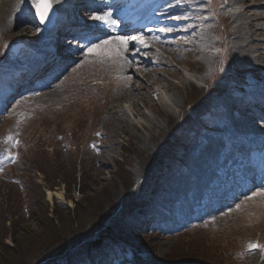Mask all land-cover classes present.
Listing matches in <instances>:
<instances>
[{"label": "rangeland", "instance_id": "rangeland-1", "mask_svg": "<svg viewBox=\"0 0 264 264\" xmlns=\"http://www.w3.org/2000/svg\"><path fill=\"white\" fill-rule=\"evenodd\" d=\"M11 3V0H0L4 21L11 9ZM218 3L217 0H211V7H214L211 11L214 13L209 22H206L210 28L212 43L208 46L195 45L192 49L181 47L176 49V54L162 52L165 56L159 61L161 66L159 69H156L158 66L155 67L156 71H161L171 70L173 65L176 67L178 63L187 64L184 69L187 79H181L183 83L180 82L178 88L169 90V93L175 96L172 100L178 98V105L169 108L165 102L161 103L160 96L150 92L149 98L155 99L148 105L138 106L141 107V116L128 115L127 120L134 123L116 128L112 119L119 113L110 115L109 107L115 104L118 95L130 86L129 82L126 83L127 76L122 77L121 69L110 64L106 56L99 51L87 54L83 63L76 64L58 82H54L52 87L15 103L12 101L1 105L0 101V264H28L31 257H39L36 248L57 243L56 238L48 236L50 233H46V227L40 228L36 225V220H46V207L56 208L61 223L53 227L59 230L61 228L59 233L64 236L76 232V226L82 229H86L89 224L91 226L97 220L98 212L127 206L131 201H136V206L126 213L124 224L136 230L133 235L135 247L139 249L145 262H160L159 257L183 254L197 256L200 262L206 264H264V189H257L250 194H239L235 199L231 196L229 201L230 191L236 195L235 190L231 189V186L228 189L230 191L222 190L220 195L226 206L220 210L207 211L199 218L197 226L189 231H184L181 227L177 218L179 212L173 221H166L165 229L162 228L161 231L155 229V226H149L152 218H149L147 209L155 195L165 187L166 175L163 172L158 178H149L147 183H144L141 171L146 165L150 166L148 164L152 155L162 152L163 149L169 151L170 140L166 134L180 123L181 112L187 110L186 107L206 89L204 81L216 72L219 74L216 70L220 66L233 64L228 66V70L230 74L235 73L234 77L240 76L241 72L237 71L240 65L252 70L248 73L254 77V80L247 83L250 91L248 96L256 93V90H253L256 87H264V60H254L253 55L258 54L257 52H252L248 59L243 58L247 57L244 54L246 43L249 47L253 46L251 38L245 39L246 32L264 39V22L256 20L249 28L244 19L238 21L221 15L223 11L220 8L225 6L219 3V7ZM263 3H256L254 11H259L258 6ZM201 4L204 5L203 1ZM259 7L260 11L263 10L262 6ZM211 11L206 12L210 15ZM221 25L226 33L221 32ZM9 26L0 34V51L11 52L12 47L16 45L36 43L35 40H30L34 33L27 26ZM18 38L20 39L16 40ZM217 39H221V44ZM258 42L254 40V43ZM222 48L224 54L221 53ZM248 50L253 51L250 48ZM259 52L264 59V51ZM10 57L13 55L9 54L5 60ZM255 72L260 75L258 78ZM142 74L143 71H139L138 77L142 78ZM234 81L232 78H226L218 83L226 87ZM175 83L177 82L174 79L172 84ZM226 90L228 93L226 92L224 97L230 95L231 88ZM214 101L219 100L211 98L209 108H218H215ZM228 121L230 122L229 118ZM94 132L96 138L92 140ZM187 133L188 130L185 129L180 136L186 138ZM99 140L103 143L98 142ZM68 146L69 151L65 148ZM175 151L173 147L171 155ZM172 161L176 169L168 170V178H172L176 184L179 180L180 184L169 192L168 199L183 201L187 196L197 197L201 194L202 190L198 189L195 183V180L200 179L195 176L188 177L186 172L196 163L190 162L183 166L180 165V160ZM198 163V166L213 176L219 162L217 159L211 165L209 162ZM33 167L44 170L46 179L34 171ZM22 169L26 171L22 173ZM178 172L184 173L185 181L180 180L182 178ZM4 175H8L5 177H9V180H3ZM24 175L30 176V180L23 178ZM19 179L25 181L27 189L16 181ZM58 179L65 181V184H61ZM204 180L205 178L200 181ZM182 183L184 187L181 193H178ZM190 188H193L192 191ZM55 193H58L62 200L56 199ZM7 196L20 199L23 211L14 213L15 201L9 202ZM27 199L32 200L33 204L41 199L46 207L31 209ZM179 206L184 209V203ZM64 207L74 211L77 209L78 223L71 230L67 225L66 214L62 211ZM50 213L51 211L47 215L50 216ZM185 218L183 216L184 226L196 221L192 215L188 216L187 220ZM100 227H96L97 230H102ZM14 231H18L15 237L19 244H15L11 236L6 237V234L12 235ZM177 232L187 233L178 235ZM53 239L55 240L52 241ZM250 244H258L260 247L249 249ZM28 248L29 255L25 253ZM126 251L124 241L109 244L101 249L107 257L96 262L101 260L102 264H131L130 258H127L128 261L123 257ZM83 252L85 251L74 252V257Z\"/></svg>", "mask_w": 264, "mask_h": 264}, {"label": "bare ground", "instance_id": "bare-ground-1", "mask_svg": "<svg viewBox=\"0 0 264 264\" xmlns=\"http://www.w3.org/2000/svg\"><path fill=\"white\" fill-rule=\"evenodd\" d=\"M171 2L175 3L174 7L168 5V0H166L165 5L162 4L160 7L163 11V13L167 14L165 17H167L164 21H160L161 24H167L170 25V21L173 20L170 14H174V18H178L181 16L189 17V19L185 22V26L188 29V31L185 33L186 36L191 38V42H198V45H210L212 43V39L210 36V28L208 24L206 23L209 19V15L206 12L208 9V5H205L206 2L204 0H170ZM203 1V6L201 2ZM219 2L223 3V0H218ZM54 6H57V11L62 12V14L65 16L67 13L71 10H73L78 15H85L89 21L92 19L95 20L97 17H104V14L108 13V10L112 8V6L108 7L107 0H80L81 4L79 3V0H52L51 1ZM224 2H227L226 8H231L233 11L230 13L227 18L231 19H237L238 21L240 19H244L246 22V26L251 28L253 26V23L256 22H264V3L262 5L263 10L260 11H254L256 10L255 4L256 3H262L264 0H224ZM71 4V5H70ZM64 5V7L62 6ZM164 5V6H163ZM88 6L89 8H93V12H88V9L85 7ZM177 6V8H175ZM104 11V14L102 15ZM205 12L207 15H205ZM254 14V15H253ZM101 15V16H100ZM255 16V17H252ZM252 17V18H251ZM149 19V18H148ZM257 20V21H256ZM99 24L103 23V19H99ZM256 21V22H254ZM19 22V21H18ZM18 22L12 17V11L9 9V13L7 15L6 21H4L3 15L0 11V34H2V31L6 28H9V25H18ZM159 23V24H160ZM71 29V28H70ZM47 35H49L47 33ZM67 35V34H66ZM238 36V35H237ZM251 38L253 41L251 42L253 44L252 47L248 46V43H246L245 46V56L244 59L250 58L253 53H258L256 55H253L255 61H261L264 60L260 56L259 51H264V39L255 37L252 33L246 32V38ZM149 41H151V47H143L145 53L148 55H155L159 59H163L164 56L156 53L154 50V46L160 48L161 50H167L171 54H176L175 48L172 46V44L169 41V36L162 35L160 37H157L155 35L148 36ZM219 40V41H218ZM255 41H259L258 44L254 43ZM68 43V41L66 39ZM103 38L100 36H95L96 45H100V47L106 48V50L102 53V55L106 56V59L109 60L110 64H114L115 67H118L121 69V72L123 75L127 76V82H129L128 86L129 89L124 90L121 94L118 95L117 101L115 104H112L109 107V114L113 115L115 113H119V115L112 119L113 125L118 128L120 126L133 124L134 122H129L127 120L128 115H134L141 116L139 105L145 106L152 102L154 97L149 98L150 92H152L153 95L160 96L161 103L165 102L169 108H171L173 105H178V98H175V101L172 100V97H175L169 93L170 89H173L174 87H179L180 84H182V80H186L188 76L185 75L184 69L187 67V64L184 63H178L176 67L173 65V69L169 70H161L156 71L155 67L158 66L160 68V63L156 65H151L149 61H147L146 58H133L135 55H133L131 58H126L124 56V52L121 48L117 47L114 49H109L110 44H103ZM144 42V41H143ZM143 42H138L137 47H140ZM217 42L221 44V39H217ZM218 44V43H217ZM122 48H127L129 45L128 43L121 44ZM179 45V44H177ZM181 45V43H180ZM242 46V45H241ZM238 47V45L236 46ZM253 51L248 50L249 48ZM134 48V46H133ZM224 51V48H222V52ZM253 52V53H252ZM238 54V52H237ZM264 54V53H262ZM242 57V55H240ZM69 58L66 60L68 61ZM30 62L29 64H33L34 62L30 59L28 60ZM35 64V63H34ZM253 64V63H252ZM58 72L61 71L60 65L57 63ZM136 69V70H135ZM165 69H167L165 67ZM4 68H0V71H3ZM27 69H22L17 71L13 70H7L6 72H3L1 74V77H6L7 81H10V89L13 83V80L15 76L18 73L19 79H24ZM139 71H143V74L141 75L142 78H139ZM188 74V73H187ZM189 75V74H188ZM41 77V76H40ZM129 77V80H128ZM176 80L177 83L174 85L172 84L173 80ZM179 81H178V80ZM182 79V80H181ZM181 80V81H180ZM181 82V83H180ZM125 83V84H126ZM180 83V84H179ZM8 84V82H7ZM178 85V86H177ZM152 90V91H151ZM18 92H26L27 87H22L17 90ZM6 96H8V92L4 93ZM144 98V99H143ZM234 99L230 96L227 97L225 100V105L231 106ZM128 103L129 105H125ZM244 102L240 103V106H244ZM246 112H250L248 106H244L242 111H237L239 117L243 118ZM147 119L151 120L149 116H146ZM261 119H264V115L261 117ZM172 156L170 153L165 152L164 159L168 160ZM203 162L212 164V162L217 161V152L216 147L212 146L210 147L206 152L203 154ZM150 171V170H149ZM148 171V172H149ZM170 171V170H169ZM148 174V173H147ZM192 176H195L197 178L204 179V182H200L199 188H202L204 185H206L207 180L211 177L209 175V172L207 170H203L201 167L195 171L192 169L191 173ZM169 172L167 170L166 177L164 178L166 185L163 187V190L160 191L156 196V201L160 200L163 201L164 198L169 197V192H172V190L177 187L178 185L173 181L171 178L169 180L168 178ZM209 175V176H208ZM142 177V176H141ZM147 179V175L145 177L144 182ZM180 189V188H179ZM51 192L48 191V195H50ZM56 196V199H61L60 195L58 193L54 194ZM53 196V195H52ZM153 207H149L147 211L149 213H152ZM126 217V216H125ZM125 221V219H124ZM126 223V221L124 222Z\"/></svg>", "mask_w": 264, "mask_h": 264}, {"label": "trees", "instance_id": "trees-1", "mask_svg": "<svg viewBox=\"0 0 264 264\" xmlns=\"http://www.w3.org/2000/svg\"><path fill=\"white\" fill-rule=\"evenodd\" d=\"M37 172H40L41 175L46 179V174L45 171L40 169V168H34ZM58 181L61 184H65V181L58 179ZM55 185V184H54ZM23 186V185H22ZM24 187V186H23ZM25 189L28 187L25 186ZM16 191V190H15ZM18 193V191H17ZM20 194V193H19ZM8 201L12 202L15 201V206H14V213H19V211H23V203H20V199L12 198L10 196H7ZM29 204V206L32 208L35 207H46L45 203L40 199L39 201H36L35 204H33L32 200L27 199L26 200ZM30 209V212H31ZM46 213H45V218L46 220H36V225L42 228L43 226L47 228L46 233L48 234L49 237L56 238L57 243L54 245H51L47 247V245H42L39 248H36L37 252L39 253V257H31V262H28V264H39L41 261H49L50 259L54 258L55 256L63 253L66 251L68 248L75 247L77 245H84L85 246V252L82 256V258H79V255H76L73 257L74 259L71 260V264H86L88 262L94 261L95 258H98L100 254V248L105 246V243L103 241L107 239H123L122 235H124L126 240H129L130 243L134 246V253L135 255H138L139 249L137 251L135 247V240H132L130 237V234H127L125 232L124 224L122 222V213L120 212L119 214L113 216L112 212L110 210L108 211H102L98 212L96 216V221L90 226L87 225V228L85 227L82 229L80 227L76 226V232H73L72 234L68 235H60V230L58 228H54L56 225L61 223V219L59 217L58 212L56 211V208L49 209L46 207ZM48 210H51V215L48 214ZM62 211L66 214V220H67V225L70 227V230L75 227V225L78 223V215H77V209L74 211V209H71L69 207H64ZM54 226V227H53ZM102 228V230H97L96 227ZM52 227V228H51ZM96 228V229H95ZM69 232V231H68ZM22 233V232H21ZM65 233V232H63ZM18 234V231L11 234H6L7 236H11L12 240L15 244H19V241L15 237ZM67 234V232L65 233ZM53 239L52 241H54ZM90 240V241H89ZM51 241V242H52ZM89 241V242H88ZM37 243V242H35ZM70 245V247H69ZM14 247V246H13ZM29 250H26V254L29 255L30 248ZM154 254V253H153ZM155 256V255H154ZM197 256H186L183 254H175L174 256H162L159 257L158 261H150L152 264H206V262H200ZM49 259V260H48ZM27 264V262H26Z\"/></svg>", "mask_w": 264, "mask_h": 264}, {"label": "snow or ice", "instance_id": "snow-or-ice-1", "mask_svg": "<svg viewBox=\"0 0 264 264\" xmlns=\"http://www.w3.org/2000/svg\"><path fill=\"white\" fill-rule=\"evenodd\" d=\"M36 7H37L38 14L40 15L41 21H43L45 15L47 13V10L51 7V4L48 2V0H40V2L37 3ZM97 19H104V17H97ZM164 30L165 29H161V31H164ZM118 39L120 40L121 44H125V45L127 44V39L128 38L120 37ZM131 39L139 40L140 42H143L141 37H132ZM102 43L103 44H108V43H110V41L106 40V41H103ZM99 47H100V45H94L92 48H89L88 51L92 52L96 48H99ZM248 247H249V249L258 248V247H260V245H258V244H250Z\"/></svg>", "mask_w": 264, "mask_h": 264}]
</instances>
